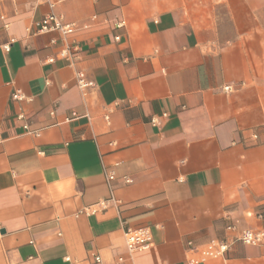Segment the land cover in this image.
Masks as SVG:
<instances>
[{"label":"crops","instance_id":"crops-1","mask_svg":"<svg viewBox=\"0 0 264 264\" xmlns=\"http://www.w3.org/2000/svg\"><path fill=\"white\" fill-rule=\"evenodd\" d=\"M50 13L76 32L37 33ZM244 230H264V0H0V264H264Z\"/></svg>","mask_w":264,"mask_h":264},{"label":"built area","instance_id":"built-area-1","mask_svg":"<svg viewBox=\"0 0 264 264\" xmlns=\"http://www.w3.org/2000/svg\"><path fill=\"white\" fill-rule=\"evenodd\" d=\"M120 26V25H119ZM37 33L48 34L53 32H58L63 36H69L76 32L77 27L72 23H65L63 19L59 16H56L53 13L47 14L44 16L41 21L36 23ZM118 40V37L115 38ZM6 50L8 48H5ZM78 85L80 88H85L88 84L84 82L82 76H79ZM14 100L22 99L19 93H16L12 96ZM154 123V121H153ZM107 178L109 181L113 180V175L108 174ZM101 206L104 208L105 203H101ZM228 230L233 231L232 227H228ZM125 247L128 254L132 255L135 252L144 250L148 248L151 242V235L148 229H127L124 233ZM235 241L240 242L241 244L247 246H258L264 242V230L262 231H253V230H244L237 233ZM229 244L225 241L210 242L206 249L202 252L203 258L217 259L224 256L228 251ZM69 262L68 259H66ZM96 262H100V258H96ZM195 261L191 260L189 264H194ZM117 264H124L123 259L119 258Z\"/></svg>","mask_w":264,"mask_h":264}]
</instances>
